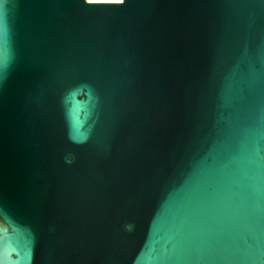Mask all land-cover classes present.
<instances>
[{"label":"water","instance_id":"water-1","mask_svg":"<svg viewBox=\"0 0 264 264\" xmlns=\"http://www.w3.org/2000/svg\"><path fill=\"white\" fill-rule=\"evenodd\" d=\"M0 264H264V0H0Z\"/></svg>","mask_w":264,"mask_h":264},{"label":"bare ground","instance_id":"bare-ground-1","mask_svg":"<svg viewBox=\"0 0 264 264\" xmlns=\"http://www.w3.org/2000/svg\"><path fill=\"white\" fill-rule=\"evenodd\" d=\"M90 2H121L123 0H88Z\"/></svg>","mask_w":264,"mask_h":264}]
</instances>
